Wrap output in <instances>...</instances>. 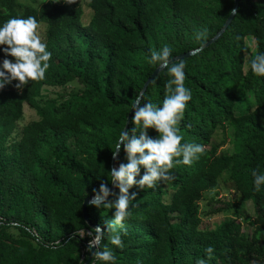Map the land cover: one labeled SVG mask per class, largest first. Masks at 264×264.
<instances>
[{
	"label": "trees",
	"instance_id": "16d2710c",
	"mask_svg": "<svg viewBox=\"0 0 264 264\" xmlns=\"http://www.w3.org/2000/svg\"><path fill=\"white\" fill-rule=\"evenodd\" d=\"M27 1L0 0V23L33 16L37 31L45 27L43 42L51 58L44 79L20 89L12 81L0 89V264H85L94 229L83 205L101 182L112 187V150L127 126L131 101L144 89L145 100L157 105L165 95L169 77L162 70L152 79L158 67L147 62L150 51L168 45L172 60L199 49L223 29L235 0H90L86 24L76 0H44L38 6ZM204 29L201 43L195 33ZM262 52L264 0H240L226 32L182 59L191 100L178 134L181 143H199L204 151L191 165L174 163L171 179L154 188L134 184L129 189V195L136 194L129 201L130 215L117 226L123 246L109 244L107 234L101 241L116 264H195L198 258L205 264H246L241 243L264 264V185L255 191L251 175L253 169L264 173V76L254 75L248 63ZM73 83L80 86L77 92L45 95L49 88ZM25 105L37 119L14 138ZM133 127L131 120L128 131ZM229 132L231 150L224 149ZM147 135L158 133L148 129ZM119 163H127L122 147ZM225 174L235 199L209 197ZM203 201L222 205L213 214L233 212L236 218L203 227L202 216H213L201 209ZM248 202L254 218L240 210ZM113 211L87 208L90 223L103 231ZM245 225L253 229L251 237ZM208 246L210 259L204 252ZM91 264L103 262L94 257Z\"/></svg>",
	"mask_w": 264,
	"mask_h": 264
},
{
	"label": "clouds",
	"instance_id": "9594fccd",
	"mask_svg": "<svg viewBox=\"0 0 264 264\" xmlns=\"http://www.w3.org/2000/svg\"><path fill=\"white\" fill-rule=\"evenodd\" d=\"M235 11V10H233ZM38 21L33 16L9 17L0 23V52L5 58L0 60V89L12 81H17V89L22 88L27 81L42 80L49 68L51 52L47 44L38 34ZM207 36V29L197 31L195 39L199 42ZM195 51V50H194ZM7 57L14 59L10 60ZM150 65H156L166 71L169 79L164 85L165 95L159 105L145 100L143 91L132 99V124L130 131L119 132L112 150L113 159L123 148L127 163H119L111 169V184L118 189V194L110 192L109 187L101 182L99 189H93L89 205L97 209L111 208L113 216L105 222V230L98 225L94 232L89 233L91 239L88 248H96L93 257L103 264H116V257L107 245L101 247V241L107 234L108 243L122 247L121 234L117 226L130 215L129 201L135 199V193L129 195V189L135 184L138 188H154L158 182L171 179L169 170L175 164L191 165L203 153V145L195 142L181 143L178 134V123L188 101L191 100V90L184 86L185 64L183 60L171 61V49L163 45L157 50H151L147 58ZM250 70L254 75L264 76V52L256 54L249 61ZM148 129H154L158 135L155 138L147 135ZM139 132V135H137ZM179 159H174V158ZM143 168V174H140ZM252 183L255 191H260L264 185V173L252 170ZM139 176V179L136 177ZM110 195L115 196L109 201ZM205 257L210 259L213 248L204 249ZM195 264H205V258H198Z\"/></svg>",
	"mask_w": 264,
	"mask_h": 264
},
{
	"label": "rangeland",
	"instance_id": "374dc122",
	"mask_svg": "<svg viewBox=\"0 0 264 264\" xmlns=\"http://www.w3.org/2000/svg\"><path fill=\"white\" fill-rule=\"evenodd\" d=\"M44 0H30L27 2H24L26 4H31L34 6H38L40 5ZM76 2L82 6L83 10H84V17H83V24H86V22H88L90 20V17L92 15V12L89 8V2L90 0H76ZM44 33H45V27L44 25L41 26L38 30V34L41 36L42 41H44ZM248 46L250 48L249 54L247 55V59H249V56L252 53V47L254 46V41H250L248 43ZM8 59L12 60L14 58L12 57H7ZM80 89V86L76 83H73L71 85H68L65 88H57V89H47L45 92L46 97H60L63 95H69L70 93H74L77 92ZM252 103H253V99H251ZM37 119V114L36 112L30 108L29 106L25 105V109H24V116L22 121L18 124V131L15 133L14 138H18L19 137V132L20 130L27 125L28 123H30L33 120ZM226 142L227 144L224 146V149H228L231 150L232 149V140H231V136H230V132L226 134ZM216 194H218V198L220 200H224V199H235L236 197V193L234 190V185L232 182L229 181V175L225 174L223 175L221 182H220V187L219 189L211 192L210 196H215ZM200 207L202 210H204V212L206 213H210L213 216L211 217H205L204 215L202 216L203 219V227H209V228H213L215 226V224L220 223L223 220H228V219H232L235 217V213L231 212V213H227L224 215H215L213 214L218 208H221L222 205L218 204L216 202H208V201H203L200 204ZM240 210L241 212L245 215L248 216L249 218H254L255 214H254V205L251 202H248L242 206H240ZM236 218V217H235ZM244 232L246 233L247 237H251L252 233H253V229L251 227H249V225H245L244 226ZM247 239V238H246ZM248 241V239H247ZM239 252H240V257L241 259L246 263V264H262V259L256 255L255 252H250L249 248L246 246L245 243H241L239 244Z\"/></svg>",
	"mask_w": 264,
	"mask_h": 264
},
{
	"label": "water",
	"instance_id": "95a60500",
	"mask_svg": "<svg viewBox=\"0 0 264 264\" xmlns=\"http://www.w3.org/2000/svg\"><path fill=\"white\" fill-rule=\"evenodd\" d=\"M239 2H240V0H235V6H234V9L233 10H235V11H232V13H231V15H230V17H229V19L227 20V22H226V24H225V26L223 27V29L213 38V39H211L208 43H206L204 46H202V47H200L199 49H196L195 51L193 50V51H190V52H188V53H185V54H183V55H180V56H178V57H175V58H173L171 61L172 62H178L179 60H182V59H185V58H189V57H191V56H194V55H196V54H198L199 52H201L202 50H204L205 48H207V47H209L210 45H212L213 43H215L225 32H226V30L228 29V27L231 25V23H232V21L234 20V18H235V16H236V14H237V11H238V8H239ZM163 69H157L156 70V72H155V74L153 75V78L152 79H154L155 78V76L157 75V74H159L161 71H162ZM151 79V80H152ZM146 87V86H145ZM145 92V89L143 90V93ZM131 117H132V111H131V113H130V115H129V117H128V121H127V126H126V128H125V131H128V128H129V124H130V121H131ZM119 153H120V150H119V152L117 153V156H116V158L115 159H113L112 160V169L113 168H115V167H118L117 166V160H118V156H119ZM116 190V188H114L113 187V185H112V187H111V189H110V192H114ZM111 196V195H110ZM109 196V197H110ZM92 197V196H91ZM91 197H89V198H87L86 200H85V203H84V205H83V212H84V217H85V219H86V221L88 222V224L91 226V228H95L96 226L95 225H92L91 223H90V221H89V218H88V213H87V208H88V206H90L89 205V200L91 199ZM108 197V198H109ZM101 230L103 231V229L101 228ZM96 251V248L95 247H93L92 249H91V254H90V257L88 258V260H87V262L85 263V264H91V262H92V260H93V253Z\"/></svg>",
	"mask_w": 264,
	"mask_h": 264
}]
</instances>
